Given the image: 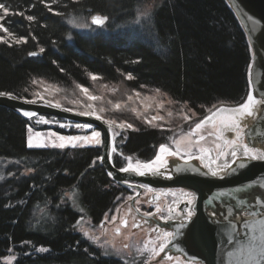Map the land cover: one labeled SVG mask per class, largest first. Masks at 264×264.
I'll list each match as a JSON object with an SVG mask.
<instances>
[{"label":"trees","instance_id":"obj_1","mask_svg":"<svg viewBox=\"0 0 264 264\" xmlns=\"http://www.w3.org/2000/svg\"><path fill=\"white\" fill-rule=\"evenodd\" d=\"M0 3L10 5L11 12H24L0 23L14 37H28L27 43L16 44L0 29L7 41L0 42V91L31 99L34 79L71 91L90 88L96 75L125 90L159 89L174 102H187L201 116L213 105H238L249 92L251 49L227 0ZM145 11L146 17L141 15ZM92 14L108 17L104 28L85 32L69 23ZM27 15L36 19L29 22ZM39 47L45 48L41 57L28 55ZM128 74L133 79H126ZM105 108L106 117L115 118ZM139 120L133 121L134 130L118 137V150L146 162L170 134ZM29 125L28 118L0 106V175L5 176L0 180V260L14 252L11 264H121L72 227L81 213L66 196L75 185L94 224L115 206L125 189L115 185L99 161L90 167L101 148H29ZM114 164L123 167L119 157ZM29 168L34 171L27 172ZM41 246L49 251L37 252Z\"/></svg>","mask_w":264,"mask_h":264},{"label":"snow or ice","instance_id":"obj_2","mask_svg":"<svg viewBox=\"0 0 264 264\" xmlns=\"http://www.w3.org/2000/svg\"><path fill=\"white\" fill-rule=\"evenodd\" d=\"M41 3H44V0H41ZM10 5L6 6L5 3H0V10H3L4 15H0V21H3L6 16L8 15H24V12H11L10 11ZM52 9L49 7V11ZM57 15H62L61 13L57 12ZM142 16H148L149 13L147 11L141 13ZM25 19L29 22L34 21L36 18L32 15H27ZM92 23L95 25H103L107 20V16H101L99 14L92 16ZM69 23H75V21H69ZM79 27H86V25H79ZM0 29H2L5 33H7L9 36H13L12 33L8 31L7 28L4 27L3 23H0ZM34 40L36 39L35 36L32 37ZM13 39L15 40L16 44L21 43H27L28 37L20 36L18 38L13 36ZM0 42H7L3 36H0ZM45 52L44 47H39V51H33L29 52V56H36L40 53ZM55 63V61H53ZM60 71H64V69H60ZM93 80H96L98 77L96 75H92L91 77ZM126 79H133L131 74H128ZM33 84H36L37 81L34 79L32 81ZM250 83V90L247 94V98L243 103H240L236 105L235 107L227 108L221 105L220 107H217L216 105H213L211 109H208V115L203 116V118H200L198 122H196V118L198 116L197 113H195L192 109L188 108L187 112L184 111L185 108H187V102H185L183 105L180 106V111L177 113L178 116H181L183 121L185 123L191 121L192 125L189 130L186 133H183L179 136V138L174 139L172 136L168 137V140L171 142L173 147H170L168 143H162L159 145L158 151L155 155V157L151 160H148L146 162H141L139 159H137L134 163L132 162V157H127V165L125 167H121L118 171L122 173H134L138 174L140 176H145L148 174H160V175H166L167 178H171L170 173L162 172V169H168L169 167V160L168 157H175L180 160H183L185 163L197 159L200 161H204L207 157L209 159V163H204L203 167L207 169L206 172H204L205 176H212L217 177L221 180L226 178L227 173L231 172L233 174L236 173L237 169L233 167V165L238 163V167L243 169L247 165L244 161L247 160H261L264 161V149L258 148L255 145L258 139V135H252L253 132H256L258 125H253L251 129H248L247 125H244L242 127L241 121L246 116H253L255 115L253 108L254 105L257 103H260L257 99L258 96L261 95V93L257 92L254 95L253 90L251 89V80ZM82 91L85 94H88V89L84 88L83 86H80ZM143 87V86H142ZM135 91V90H134ZM25 92H27V89H25ZM157 93H160L159 89H156ZM141 94L140 92H135V96L139 97ZM166 95V94H165ZM0 97H7L11 100H19L24 104H37L41 103L45 106L53 107L60 109L62 108V105L59 101L53 102V100L46 99L45 96L39 92H36L33 94V97L29 99L27 96H21L17 95L11 91H0ZM87 99L89 101H98L101 100V97L94 96V95H88ZM133 99L132 96H128V100L131 101ZM75 103V101H73ZM111 103V102H109ZM142 103V102H141ZM169 103H173L172 101H169ZM178 103V102H176ZM87 107L90 109L88 111H82L78 114L81 116H91L95 117L97 120H103V116L98 115L97 111L93 109V106L91 103L87 105ZM149 107L148 105H145V108L147 109ZM158 107L162 108L163 104H160ZM122 106L120 103H116L114 105V110H121ZM215 109V111H213ZM24 117H27L29 119H32L33 117H38L36 120L37 124L44 123L48 124L50 123L49 120H47L44 116L39 115L35 111H29L25 110L23 108L17 109ZM63 111H72L71 108H63ZM105 109L102 107L100 108V112H104ZM130 111L135 113L137 117L139 118L141 116V113L137 112L136 108H131ZM221 112H228L230 115L226 117L224 120L221 121V127L216 128V125L214 123L216 116ZM188 113H191L189 115ZM169 117H172L173 113L169 111L167 113ZM143 119L146 123L151 124L154 127L160 128L164 131H172L171 128H165L163 123H159V121H164L165 117L160 115H154L152 116L151 120L147 118V116H144ZM264 119V118H262ZM157 122V123H153ZM104 123L108 125L109 131H112L113 127L119 128L121 131H124L126 129H133V125L130 123H127L126 121H117L116 119H108L105 120ZM212 124L213 128H215V132L213 131H206V125ZM74 126L77 129H84V130H91L89 135H60L59 133L49 131L47 133V137H44V133L40 131H36L34 136L29 135L27 137V147L33 148V147H52V148H59V149H65L68 147L71 148H77V147H88V146H103L106 149V156L109 161H111L112 153L117 152V147L115 143H111V145L106 144L104 140L102 139V133L100 131H97L93 128V125L90 123H76L75 125L71 124H61L60 127H72ZM247 129V132H246ZM134 130V129H133ZM231 131L234 133V137L232 139L225 138L223 133L224 131ZM29 132H33V129L31 125H29ZM250 136L249 142H244L243 137L245 135ZM116 135H119V133H116ZM215 136L216 139H223L224 146H227L230 151L225 152L222 150V145L219 143L215 144V148L218 150L217 156L215 159H212L211 157V149L202 147L201 142L205 141L208 137ZM264 138V137H259ZM59 140V143L56 142V140ZM114 140V137H113ZM253 145V146H250ZM110 147V151H107V149ZM194 153H199V155H195ZM239 153V155H238ZM223 157L225 162L223 165L219 164L218 161L220 158ZM99 161L101 164L105 162V156H98L95 160L92 161V164L90 167H94L95 164ZM213 165H216L215 168H213ZM27 172H32L34 169H27ZM176 171H180V166L176 165ZM198 171V169L196 170ZM223 173V175H222ZM15 175L12 172L8 173V176ZM107 175L110 178H114V173L112 171H108ZM5 176L0 175V180H4ZM123 183L127 184L128 181L124 180ZM258 181H253V184H258ZM249 187H252V184L248 185ZM264 186V185H262ZM73 192L70 194L71 196H78L79 190L78 188L73 185ZM139 187L143 188H149V191L152 189L148 185H140ZM243 191V187H238L235 190V193H218V197H222L225 195H228L230 197H233V199L236 198L237 194L241 193ZM185 195L188 197L186 200V203L188 205H192L194 201L197 200V194L196 192H187ZM118 201L121 200V197L118 196L116 198ZM128 200H133L134 197L129 196L127 197ZM212 198H209V202H211ZM254 201V202H253ZM140 201L135 200V204L139 205ZM151 203V201H149ZM224 203L227 205L228 209L234 210L235 214H239L240 216L244 215V212L247 211L248 214L252 217L260 216V219H242V220H233L231 216L223 209H214L210 213V219L214 222L216 221V217H220V221L223 222L222 226L228 230L227 236L224 237L222 243L224 245V250L226 251V254L228 257L236 256L237 260L239 261V264H264V196H255L252 198V200L248 199H238L235 203H229L227 200L224 201ZM73 204L76 206V201L73 199ZM257 205L259 207H257ZM7 207V205H6ZM120 207L118 206L115 210V213L112 214L111 218L109 219L108 213H105L104 219L100 222V227L104 228L105 224L107 223H114L117 220V214L120 212ZM79 211L81 213H84L83 208H79ZM129 212L132 211V208L129 207ZM136 212H140V208L136 207ZM183 211V210H182ZM160 212V208L157 205L156 212L148 211L144 212L143 216L147 218H152V223L155 224V228L151 229L153 231L158 230L160 233H162V236L158 235L157 239L162 240L163 242L159 244V248L153 247L151 249H147V246H145V250L150 251L152 253V256L150 257L151 260H155L156 258L161 256V253L165 252V249L168 247L170 243H172L177 235H180V229L185 227L184 223H180L177 226L176 231H166L162 228H160L159 223H157V220H163L166 223L172 218L173 214V208L169 206L168 208V215H159L157 214ZM193 216V211L191 209H188L186 211V215L184 216L185 220H190ZM84 223H89L90 221H85L84 216L81 215L75 222V224L72 226L73 228H76L80 233H82L83 237L91 241L93 244H97L98 246H103L99 244L100 237L93 234L89 228H85ZM143 223L147 224L149 223L148 219H144ZM121 225L123 227L128 226V221L126 219L121 218ZM133 228H139L140 223L134 222L132 224ZM105 231L107 229L105 228ZM116 233L119 234L121 229L120 227H116L115 229ZM223 235V233H222ZM79 243V242H77ZM154 243V242H152ZM129 245H124V248L127 249ZM37 252H48L49 249L41 246L36 249ZM87 252V249L84 250ZM25 255H28V253H25ZM104 255H108L107 251L104 252ZM117 256L121 259V264H128L127 259H125L123 256H120L119 250H117ZM168 260L172 259V256L168 255L166 256ZM10 259H16V257H11ZM144 264H148V261H145ZM157 264H163V259L157 262Z\"/></svg>","mask_w":264,"mask_h":264},{"label":"water","instance_id":"obj_3","mask_svg":"<svg viewBox=\"0 0 264 264\" xmlns=\"http://www.w3.org/2000/svg\"><path fill=\"white\" fill-rule=\"evenodd\" d=\"M227 2L235 12L247 36L251 49L248 82L251 80V89L254 95L257 92L261 93L257 97L261 101L259 103V112L255 116H246L241 121V125L242 127L247 125L248 129H251L253 125H258L256 132L252 133V135H258L257 142L254 146L264 149V138H259L264 137V119H262L264 118V0H227ZM94 15L97 14H92L89 19L93 26L102 28L107 24L109 19L103 25L99 26L92 23L91 18ZM101 16L103 17V15ZM42 55L43 53H40L34 57H41ZM0 106L8 108L20 115L22 114L17 109L23 108L25 110L35 111L39 115L48 118H58L81 124L90 123L93 125V128L102 133L103 140L106 144L111 145L113 143L112 132L109 131L108 125L103 120L95 119V117L81 116L76 112L63 111V109L45 106L41 103L32 105L24 104L19 100H11L7 97H0ZM225 115L224 118L219 119L215 123L217 126H221V121L228 117L230 113L226 112ZM243 140L249 142L250 136L246 134ZM250 146L253 145L250 144ZM107 151H110V147ZM101 156H105V162L100 164L106 172L112 171L114 173V178H112L114 182L119 186L134 188L138 191V195L144 189L143 187H139L140 185H148L150 188L156 190L171 189L196 192L197 200L192 205L180 203L178 206V210L182 215H186L188 209L193 211V216L190 220L174 222L171 218L167 223L165 222L162 225L166 228V231H176L180 223L185 224V227L179 230L180 235H177L176 239L168 245L165 252L172 250L174 253L182 254L189 261L198 264H239L236 256L228 257L224 250L222 241L227 236L228 230L222 226L223 222L220 221V217H216L217 222H214L209 217L212 210L223 209L233 220H253L261 218L260 216L252 217L247 211L244 212L243 216L235 214L234 210L228 209L224 201L227 200L229 203H235L238 199L252 200L255 196H264V186H262L264 185V161H244L247 166L243 169L238 167V161L237 164L233 165L237 169L236 173L229 172L226 178L221 180L217 177L205 176L204 172L207 169L197 159L185 163L178 158H171L169 159L168 169L161 170L162 172L170 173L171 178L169 179L166 175L160 174L140 176L130 172H119L118 170L120 168L114 164L112 157L111 161L108 160L105 147H102ZM176 165L180 166V171H176ZM197 169L198 171H196ZM124 180H127L128 183H123ZM253 181H258L259 183L253 184ZM249 184H252V187H249ZM241 186L243 187V191L237 194L235 199L228 195L222 197L217 196L221 192L235 193L236 188ZM209 198H212L211 202H209ZM257 207L259 206L257 205Z\"/></svg>","mask_w":264,"mask_h":264},{"label":"rangeland","instance_id":"obj_4","mask_svg":"<svg viewBox=\"0 0 264 264\" xmlns=\"http://www.w3.org/2000/svg\"><path fill=\"white\" fill-rule=\"evenodd\" d=\"M0 15H4L3 11L0 10ZM90 16H87L85 18H81L75 21V23H72L73 27L78 30V31H85L89 32L92 31L93 29H96L90 21ZM79 25H86V27H79ZM105 26V25H104ZM104 26L102 28H104ZM101 28V29H102ZM37 81V80H36ZM32 87L34 88L33 94L36 92H39L45 96L46 99L59 101L62 105L63 109V102L69 103L71 105V112H82V111H88L90 110L87 105L89 103L92 104L93 109L97 111L98 115L103 116V121L108 120V119H116L118 122L119 121H126L127 123H130L133 125V129L135 128V125L133 124V121H138L139 119L143 120L144 116H147L149 120H151L152 116L154 115H160L164 116L165 120L164 121H159V123H163L164 126H167V128H171L172 131L169 132V137L172 136L174 139L179 138V136L183 133H186L189 128L192 125V122L189 121L185 123L182 119L181 116H178L177 113L180 111V106L183 105L184 103H176L172 101L169 96L160 91V93L156 92V89L140 92V96L136 97L135 92L139 91H134V90H125L123 89V86H118V85H112V84H105L101 80H93L92 86L88 89V94H85L81 87H77L75 90L71 91H66L62 90L60 87L53 86L49 84L48 82L42 80V81H37L36 84H32ZM71 94V95H70ZM166 94V95H165ZM88 95H94L101 97V100L98 101H89L87 99ZM128 96H132L133 99L131 101L128 100ZM31 97V98H32ZM72 97L73 99H71ZM70 98V99H69ZM247 98V97H246ZM245 98V100H246ZM244 100V101H245ZM75 101V103H73ZM169 101H172L173 103H169ZM243 101V102H244ZM111 102V103H109ZM142 102V103H141ZM242 102V103H243ZM116 103H120L122 106V109L117 111L114 110V105ZM160 104H163V107L160 108L158 107ZM145 105H148L147 109L145 108ZM223 105L224 107L231 108L235 107L236 105H231V104H218L216 105L217 107H220ZM109 111H112L113 115H115V118H107L106 116V108ZM104 108V112H100V108ZM131 108H136L137 112L141 113V116L138 118L135 113L130 111ZM188 108L192 109L187 105V108L184 109L185 112H187ZM211 109V108H210ZM195 113L198 114L196 118V122L200 118H203V116L199 115V113L192 109ZM171 111L173 113L172 117H169L167 113ZM215 111V109H213ZM191 115V113H188ZM208 110L206 111L205 115H208ZM204 115V116H205ZM46 118V117H45ZM38 117H33L32 119H29L31 121V127L33 129V132H29V126L27 129V137L29 135L35 134L36 131H40L44 133V137H47V133L49 131L59 133L60 135H65V136H70V135H89L91 130H84V129H77L74 126L72 127H63L61 128V124H71L75 125V122L71 121H66L62 120L60 121L59 119L55 118H46L47 120L50 121L48 124L40 123L37 124L36 120ZM140 121V120H139ZM157 123V122H153ZM148 124V123H147ZM150 125V124H149ZM216 125V124H215ZM46 126L47 128L41 129V127ZM60 127L63 131L68 132L67 134L58 132L57 128ZM68 128V129H66ZM216 128H220L219 126L216 125ZM95 129V128H94ZM97 130V129H95ZM128 130V129H126ZM126 130L121 131L119 128L113 127L112 129V139L114 137L113 143H115L117 147V152L112 153V160L114 162V157H119L121 159V162L123 163V167H125L128 163L127 157L129 155H125L122 153L120 150H118V137L122 134L125 133ZM215 128H213L212 124L206 125V131H213L215 132ZM99 131V130H97ZM116 133H119V135H116ZM225 138L230 139L231 132L225 130L223 133ZM103 139V137H102ZM57 143H59V140H56ZM245 142V140H244ZM166 143L169 144L170 147L174 148V145L171 144V142L168 140ZM219 143L223 147V139H216L215 136L213 137H208L205 141L201 142L202 147H206L211 149V152L213 151L215 154V158L217 156L218 150L215 148V144ZM88 147H98L101 148V155H102V147L103 146H88ZM33 148H52V147H33ZM159 148V147H158ZM59 149V148H58ZM223 151L229 152L230 149L226 146L225 150L222 148ZM158 151V150H157ZM195 155H199V153H194ZM132 157V156H131ZM175 158V157H168V159ZM224 159L223 157L220 158ZM136 159L132 157V162L134 163ZM199 162H202L198 160ZM204 162V161H203ZM202 162V163H203ZM205 163V162H204ZM203 163V164H204ZM112 179V178H111ZM113 180V179H112ZM114 182V180H113ZM115 183V182H114ZM115 185L119 186L117 183ZM120 188H123V186H119ZM135 193L138 191L133 189ZM134 192H131L129 190H125L121 195V200H117L115 206L111 209L110 212H108L109 219L111 218L112 214L115 213L116 208L119 206L120 207V212L117 214V220L114 223H107L105 224L104 228L100 227V223L94 224L91 222V220L88 217L87 210L83 207V205L80 202L79 196H71L70 194L72 192H69L66 194L68 199L71 201L72 205L73 204V199L76 201V206L74 208L79 212V208L84 209V213H81L80 215L84 216L85 221H90L89 223H84L85 228H89V230L100 237L99 244L103 245L98 246L97 244H94L97 246L103 253L107 251L108 255L106 256H117V250L120 252V256H123L125 259H127L128 264H144L145 261H148V264H157L158 261L163 259V264H172L173 258L171 260H168L164 256H166L165 253H161V256L156 258L155 260H151L150 257L152 256V253L150 251L145 250V246H147V249H151L153 247L159 248V244L162 243L163 241L160 239H157V236L150 235L147 231V228L144 226L140 225L139 228H133L132 224L135 222L131 216H129L128 208H129V202L130 200L127 199V197L134 195ZM140 201V200H139ZM137 207H141V202ZM121 218L126 219L128 221V226L123 227L121 225ZM104 219V218H103ZM101 222V221H100ZM120 227L121 231L119 234L116 233L115 229L116 227ZM105 228L107 231H105ZM154 242V243H152ZM129 245L127 249L124 248V245ZM11 257H16L14 252H10L8 256L6 255L4 258L0 260L1 264H11L14 260L10 259ZM120 258V257H118Z\"/></svg>","mask_w":264,"mask_h":264},{"label":"flooded vegetation","instance_id":"obj_5","mask_svg":"<svg viewBox=\"0 0 264 264\" xmlns=\"http://www.w3.org/2000/svg\"><path fill=\"white\" fill-rule=\"evenodd\" d=\"M233 137H234V133L231 132L230 139H232ZM123 188L125 190H129L131 192H134L133 191L134 188H132V187H123ZM182 193L183 192H180L179 190H171V189H165V190L152 189L151 191H149V188H144L143 191L141 193H139V195H138V192L137 193L134 192L133 197L135 198L136 196H138L135 200H140V202H141V207H139L140 212L135 211V209L137 207V205L135 204V200H130V202H129L130 206L129 207L132 208V211L131 212L128 211L129 216H131L136 223H140V225L147 228V231L150 235L162 236V233H160L158 230H155V231L151 230V229L155 228V224L152 223V218L144 217L143 213L148 212V211H152L155 213L156 207L158 205L160 208V212L157 214V216H159V215L167 216L169 206H171L173 208L174 214H177L175 210H178L179 205L177 206L176 203L178 201L179 195H181ZM149 201H151V203H149ZM184 203H186V201H184ZM144 219H148L149 223H147V224L143 223ZM156 222L159 223L160 228L166 230V228L164 226H162L165 223V221L157 220ZM172 252H173L172 250H168V251L164 252L166 254V256H168V255L172 256V258H173L172 264H198V263L189 261L182 254H176V253H174V252L172 253ZM166 256H164V257L166 258Z\"/></svg>","mask_w":264,"mask_h":264},{"label":"bare ground","instance_id":"obj_6","mask_svg":"<svg viewBox=\"0 0 264 264\" xmlns=\"http://www.w3.org/2000/svg\"><path fill=\"white\" fill-rule=\"evenodd\" d=\"M99 28V27H98ZM254 113H255V115L259 112V110L258 109H260V105H259V103H257L256 105H254ZM226 112H221V113H219L217 116H216V118H215V121H214V123H216V122H218V120L219 119H221V118H224L226 115ZM254 115V116H255ZM46 118H48V117H46ZM29 119V118H28ZM56 120L58 119V118H55ZM59 120H62V119H59ZM243 121V120H242ZM219 127H221V126H219ZM57 129H59V130H61V128L60 127H58ZM222 148H224V150H225V148H226V146H224V144H223V147ZM238 155H239V153H238ZM211 157H212V159H215V154H214V152L212 151L211 152ZM169 160V159H168ZM203 162V161H202ZM204 162L205 163H209L210 161H209V159L206 157L205 158V160H204ZM203 162V163H204ZM225 162V160L224 159H221V160H219L218 161V163L219 164H221V165H223V163ZM216 167V165H213V168H215ZM163 190H165V189H163ZM180 192H183L181 195H179V197H178V201H177V206L180 204V203H184V201H186L187 199H188V197L185 195V193H187L188 191H183V190H180ZM176 211V213L177 214H174V212H173V214H172V219H173V221L175 222V221H180V222H183V221H185V219H184V216L185 215H182V213L179 211V210H175Z\"/></svg>","mask_w":264,"mask_h":264},{"label":"built area","instance_id":"obj_7","mask_svg":"<svg viewBox=\"0 0 264 264\" xmlns=\"http://www.w3.org/2000/svg\"><path fill=\"white\" fill-rule=\"evenodd\" d=\"M49 125V124H48ZM61 128H63V127H61ZM66 129H68V128H66Z\"/></svg>","mask_w":264,"mask_h":264}]
</instances>
